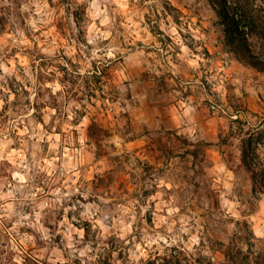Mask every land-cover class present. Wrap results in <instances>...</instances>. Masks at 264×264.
<instances>
[{
    "label": "rangeland",
    "instance_id": "374dc122",
    "mask_svg": "<svg viewBox=\"0 0 264 264\" xmlns=\"http://www.w3.org/2000/svg\"><path fill=\"white\" fill-rule=\"evenodd\" d=\"M233 5L128 0L108 27L91 20L87 0H0V64L10 70L0 68V142L12 141L0 161V264H264V192L243 161L244 138L264 134V72L232 51L247 23ZM93 23L110 35L89 45ZM56 83L53 95L46 85ZM21 156L33 176L24 187L13 175ZM101 214L110 232L97 250ZM78 232L73 253L66 243ZM88 245L94 262L79 255Z\"/></svg>",
    "mask_w": 264,
    "mask_h": 264
},
{
    "label": "clouds",
    "instance_id": "9594fccd",
    "mask_svg": "<svg viewBox=\"0 0 264 264\" xmlns=\"http://www.w3.org/2000/svg\"><path fill=\"white\" fill-rule=\"evenodd\" d=\"M5 4L8 3V0H3ZM78 3H85V0H77ZM89 4V12L88 15L90 16L92 21L99 20V24L103 26H108L111 27V25L114 23L113 20L110 19L109 16V11L111 10L113 15L115 13L119 12L120 9L125 8L128 4V0H87ZM115 6V7H113ZM235 8H237L240 12V14L245 17L247 23L242 29V37H241V45L234 47L232 49L233 53L235 54V57L237 59L243 60L247 63H251L255 66H257L260 71L264 72V0H234V5ZM28 10V5H25L22 9V11H27ZM44 23H47V21H43ZM71 24V27L73 31L76 28V25L73 21H69ZM30 25L32 28L36 27V22L35 21H29ZM130 26L126 25L125 27ZM23 35V33H21ZM110 35V32H102L100 28L96 27L95 23L92 24L91 28L88 29V35L86 37L87 43L89 45H95L97 43V40H103L106 39ZM100 51V49H96L92 52V56L96 57L97 52ZM185 51H187L185 49ZM105 54L109 57L113 56V51L112 49H107L105 51ZM0 68H3L5 72H9L10 70L7 67H4L3 64H0ZM29 76V79H32L31 74L27 73ZM3 77L0 76V80H2ZM19 79V77H17ZM33 83L35 81L33 80ZM46 87L52 89L53 95L61 89V85L59 83L56 84H48ZM34 95V93H33ZM13 97L9 96V101H11ZM45 100L48 99L47 96L44 97ZM4 101L0 99V107L3 106ZM77 108L80 107L79 104L76 105ZM54 113V110H53ZM29 116H31V112L28 113ZM69 120L72 119V115L69 114ZM106 133L103 129H99L96 133L97 138L102 142L103 138L105 137ZM57 140L59 137L56 138ZM167 139V137H165ZM12 141L8 140L6 143L0 142V161L4 159H8L9 155L4 154V149L8 147L9 144H11ZM56 144H52L50 151H55L56 149ZM245 152L247 154L246 162H248V166L250 169L254 168L257 166L259 163L257 160L256 156V147L255 145H250L245 149ZM19 155V154H17ZM14 164H16L17 171L14 172V179L20 183V187H24L25 184H27L29 181L33 179V176L28 175V164L25 161L24 157H20V161L17 164L16 161H12ZM39 167V165H37ZM20 169L25 170L24 174H21ZM40 171H48L46 168H40ZM48 175L51 176L52 172L48 171ZM27 177V180H26ZM264 187V186H262ZM0 188H3V185L0 184ZM19 188H16V191H19ZM36 191L42 192L43 189L38 188ZM78 191V189H73L68 192H64L60 195L56 196L55 204L57 206L60 205L62 199H68L70 200L73 192ZM56 193H59V188L56 189ZM7 196H12V192H8L6 194ZM35 197V193L33 192L30 197H27V199H32ZM4 196H0V199H3ZM194 198V196L192 197ZM85 199H87V195H85ZM103 204H107V201H103ZM48 206V204H40L37 207L42 210L44 207ZM7 209L9 210L8 217L11 218L12 214V204H7L6 205ZM70 210H75L65 208L64 211L67 213ZM144 211H147V208L143 209ZM36 215L37 222H39L40 218V211H37L36 208L33 209ZM95 213H90V212H81L80 215L84 219H91V216L94 215ZM171 214V213H169ZM16 215H20L19 213H16ZM28 217L27 216H21L20 221H17V224H19L21 221L27 222ZM108 221V216L101 214V218L97 219L93 223V229L95 230L97 227L101 229V236L98 244V249L100 247L104 246V241L107 239V234L110 232V229L107 225ZM119 223V222H118ZM13 227H16L14 225ZM117 227L116 224L112 225V228L115 229ZM42 231V239L47 241L50 239L48 233L46 230H41ZM132 232V227L131 223L124 225L123 230L119 232V238L121 240H126V237L129 233ZM77 235L80 237L79 241H73L71 238L68 239L66 243V248L71 250L73 253L77 252V247L76 245L83 240V233L78 232ZM28 239H31V237H28ZM163 237H158L157 240H148L147 241V247L151 248L153 244L158 243V240H162ZM24 241H20L22 244ZM13 248H15V245L13 244ZM17 252H19V249H16ZM93 251L92 247L90 245L84 247L83 250L79 251V255L81 257H87L89 261H95L97 259L96 255H89ZM130 251V259L131 260H138L139 255H143V251L140 248L139 244H133V247L129 249ZM139 253V255H138ZM14 260H16V264H20V261L13 257ZM55 264V262H53ZM63 264V262H62Z\"/></svg>",
    "mask_w": 264,
    "mask_h": 264
},
{
    "label": "trees",
    "instance_id": "16d2710c",
    "mask_svg": "<svg viewBox=\"0 0 264 264\" xmlns=\"http://www.w3.org/2000/svg\"><path fill=\"white\" fill-rule=\"evenodd\" d=\"M234 35H238V39L241 41L242 37V31L239 29L234 30ZM235 37V36H234ZM264 143V134L262 132H258L257 134H251L248 138H244L243 140V161L247 165L248 169L252 173V178L254 182L255 188L257 186H260L262 191L264 192V156H261V153L258 151L257 144H263ZM250 145H255L256 147V156L258 160V164L256 167L250 169L248 166V162H246L247 154L245 152V149L249 147Z\"/></svg>",
    "mask_w": 264,
    "mask_h": 264
},
{
    "label": "built area",
    "instance_id": "2783aa9c",
    "mask_svg": "<svg viewBox=\"0 0 264 264\" xmlns=\"http://www.w3.org/2000/svg\"><path fill=\"white\" fill-rule=\"evenodd\" d=\"M214 107H215V108H217V106H216V105H214Z\"/></svg>",
    "mask_w": 264,
    "mask_h": 264
}]
</instances>
